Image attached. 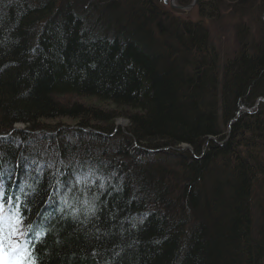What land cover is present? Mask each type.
<instances>
[{"label":"trees","instance_id":"1","mask_svg":"<svg viewBox=\"0 0 264 264\" xmlns=\"http://www.w3.org/2000/svg\"><path fill=\"white\" fill-rule=\"evenodd\" d=\"M156 3L0 0V132L64 119L100 131L0 138L41 264H264V104L237 115L264 96V25L219 75L202 23ZM89 169L105 187L69 191ZM79 189L100 196L95 216L60 211Z\"/></svg>","mask_w":264,"mask_h":264},{"label":"rangeland","instance_id":"2","mask_svg":"<svg viewBox=\"0 0 264 264\" xmlns=\"http://www.w3.org/2000/svg\"><path fill=\"white\" fill-rule=\"evenodd\" d=\"M154 1L161 4L163 8H166L168 15H170L167 18L174 17L178 18L179 21L188 20L202 23V27L206 29L208 47L211 48L212 46L214 51H211L217 54L218 66H216L214 71L219 75H222L224 67L229 64L228 61L232 60L241 50L243 39L253 40L254 37H261L262 35L261 32L258 33L256 28L258 27L257 23L263 24L264 11L260 13V10L264 8V0H244L242 2L239 0L242 8H236L235 0H221L222 2L220 5L218 4V8H215L217 5H208V7L205 4L206 0L205 2L202 1L201 5H199V2L194 4V0H169L167 4L163 3L162 0ZM250 2H252V6ZM199 8L211 9L207 11V15L204 18H201ZM191 56L198 57L195 52H192ZM219 85L221 83L218 84L217 90L220 89ZM208 98L212 99V94L208 95L207 101ZM213 98L211 101L216 100L215 95ZM64 121L75 124L71 120L64 119ZM115 125L119 129H127L128 120L124 117L118 118ZM15 126L27 129L23 123H17Z\"/></svg>","mask_w":264,"mask_h":264},{"label":"snow or ice","instance_id":"3","mask_svg":"<svg viewBox=\"0 0 264 264\" xmlns=\"http://www.w3.org/2000/svg\"><path fill=\"white\" fill-rule=\"evenodd\" d=\"M99 183V188L105 187L104 177L95 176L94 170L89 169L87 173L76 174L74 183L69 188L72 191L78 185H85V188L90 189L96 185V181ZM84 192L85 198L79 201L80 206L75 207L73 203L68 200H63V207L60 209L64 212L67 208L70 211L65 213L71 216L73 219H78L81 212L84 213L85 218L89 216H95L98 211L96 201L100 199L99 195H93L90 199L85 189H79ZM52 198L49 196L48 201L51 202ZM15 204V208L12 210V214L9 215L7 208ZM27 209V205L24 204L21 207L20 198L15 195H8L7 185L3 183L2 174H0V264H41L37 257V246L30 239H28L29 233L32 231V224H28V231H22V227L25 224L27 217L23 212ZM5 226L7 228V235L5 234ZM135 227V225H133ZM46 235V232L41 229L35 233V239L40 242L41 238ZM23 237V241H21Z\"/></svg>","mask_w":264,"mask_h":264},{"label":"bare ground","instance_id":"4","mask_svg":"<svg viewBox=\"0 0 264 264\" xmlns=\"http://www.w3.org/2000/svg\"><path fill=\"white\" fill-rule=\"evenodd\" d=\"M123 1H124V3L128 6V5H130V4H132V3H135L136 2V0H113V2L114 3H116V4H118V5H120V4H122L123 3ZM143 1V0H142ZM203 2H205V0H202ZM207 2L205 3L207 6L209 5V6H212V5H217L215 8H218V4L220 5V3L223 1H221V0H206ZM225 1V0H224ZM242 1H244V0H241V2ZM247 2H249V1H247ZM155 3V2H154ZM234 3H235V5H236V8H242V6L240 5V1L239 0H235L234 1ZM250 4H251V6H252V2H250ZM156 5H157V7L158 8H160V5L159 4H157L156 3ZM208 6V7H209ZM150 8V7H149ZM263 25H264V22H263ZM232 77V76H231ZM230 77V78H231ZM229 78V79H230ZM225 80V81H224ZM222 81L226 84V82L228 81V79L226 78V77H224L223 79H222ZM260 104L262 105V104H264V96H261V97H258L257 99H256V101L254 102V104L252 105V106H247V105H242V106H240L239 108H240V110L237 112V115H239L240 114V112L241 111H247V112H252V111H255L257 108H259L260 107ZM236 119H237V117H234V118H232L231 120H230V123H228L227 125H226V129H225V132H224V135H226L227 137L229 136V134H230V131H231V124L234 122V121H236ZM120 121H122V120H120ZM19 123H22V122H19ZM24 125H26V127H27V129L26 128H24V129H22V128H18L17 126H14L12 129H10L8 132H0V138L1 139H7V140H9L8 138L11 136V134L12 133H14V131H23V132H26V133H29V134H36V135H38L39 133H41V132H45V133H48V134H54V135H57L56 133L59 131V130H61V129H82L83 131H95V132H97V133H100V131H98V130H96V129H94V128H92V127H90V126H79L78 124H71V123H66V122H63V123H60V124H58L57 125V128L56 129H54V130H50V129H48V128H37V129H30V127H28V125L27 124H25V123H23ZM124 125V124H123ZM108 135H110V134H108ZM216 137H218V136H213V138L212 137H210L214 142L215 141H218L217 140V138ZM57 139H58V137H57ZM206 149H207V146H204V148H203V150H202V152H201V155H203L205 152H206ZM196 156V155H195ZM196 157H201V156H196ZM76 174H78V173H73V175H72V178L73 179H75V175ZM4 183V182H3ZM5 184V183H4ZM11 191H13V189H10V188H8L7 187V192H8V195H13V193L11 192ZM16 196V195H15ZM257 202H259V201H257ZM15 208V204H13L11 207H10V209L11 210H13ZM261 210L264 212V207L263 206H261ZM37 219H39V217H37L36 215L34 216V220H37Z\"/></svg>","mask_w":264,"mask_h":264},{"label":"flooded vegetation","instance_id":"5","mask_svg":"<svg viewBox=\"0 0 264 264\" xmlns=\"http://www.w3.org/2000/svg\"><path fill=\"white\" fill-rule=\"evenodd\" d=\"M163 1V3H165V4H167L168 2H169V0H162ZM184 1V0H183ZM199 2V5H201V3H202V0H196V3H198ZM195 3V4H196ZM198 5V4H197Z\"/></svg>","mask_w":264,"mask_h":264}]
</instances>
